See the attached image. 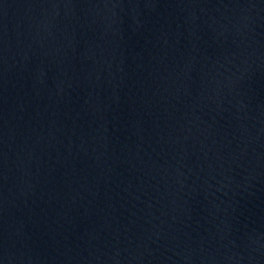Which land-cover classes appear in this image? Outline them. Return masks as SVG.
<instances>
[{
	"label": "water",
	"instance_id": "obj_1",
	"mask_svg": "<svg viewBox=\"0 0 264 264\" xmlns=\"http://www.w3.org/2000/svg\"><path fill=\"white\" fill-rule=\"evenodd\" d=\"M0 264H264V0H0Z\"/></svg>",
	"mask_w": 264,
	"mask_h": 264
}]
</instances>
